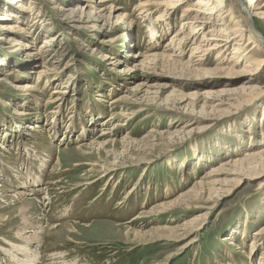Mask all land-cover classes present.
Listing matches in <instances>:
<instances>
[{"label":"rangeland","instance_id":"rangeland-1","mask_svg":"<svg viewBox=\"0 0 264 264\" xmlns=\"http://www.w3.org/2000/svg\"><path fill=\"white\" fill-rule=\"evenodd\" d=\"M104 1L0 0V190L40 191L0 201V264L20 207L38 264H264V171L245 160L264 152V69L245 65L264 60L247 32L264 36V0H224L243 47L221 56L170 46L190 3L164 23L168 0Z\"/></svg>","mask_w":264,"mask_h":264},{"label":"bare ground","instance_id":"bare-ground-1","mask_svg":"<svg viewBox=\"0 0 264 264\" xmlns=\"http://www.w3.org/2000/svg\"><path fill=\"white\" fill-rule=\"evenodd\" d=\"M14 1H16V0H14ZM106 1H104V2H106ZM239 1L242 2V0H239ZM183 3H190L187 6V8L184 10L185 14H183L187 18H185L181 21V27L177 30V32H175L172 35V40L170 42V46L171 47L174 46V49L177 48V51L182 52L185 50V47H189L192 50V54H195L196 53L195 51H199V50H202V48H204L202 50L203 56L204 55H210V54H217V56H221L222 53L224 52V50L226 49V47L229 46L228 44L232 45V43H235V40L238 38H239L240 42L243 40L242 27H240L238 24V21H236L234 19L233 9L231 7L226 9L227 7L224 5V0H168L166 3L158 2V3L154 4L155 8L158 10V9H160V7H164L165 10L162 12L161 15H158L156 18L157 19L161 18V20L159 22H164V23L166 22L167 23L168 20L170 19V17L177 13V11L180 9V6ZM20 7L24 12L27 11V13L29 12L30 14H32L34 12V9L31 6L26 7V6L22 5ZM146 7H147V5H142L141 8L145 9ZM251 10H252V6L243 8V11H244L245 15L248 17L249 21H252V17L257 16V14L253 15ZM145 12H147V11H145ZM147 14H150V13H147ZM121 19H122V17H121ZM225 19H229L230 21H232L234 23L235 27L231 31H237V34L235 36L230 37V35L226 31L227 29L226 30L222 29V26H223L222 24H223ZM3 28H5V29H18L20 27L17 24H12L9 27L5 26ZM20 31L25 32V29H23V27H22L20 29ZM154 31L155 30L153 28H150V34L151 35H154L153 34ZM247 32L251 38L253 37L258 42L264 43V36L262 35V32H259L255 26H252V24L249 25V27H247ZM250 37H249L248 42L246 43V45L244 47L251 45L250 43H253V42H251ZM46 44H48L47 41L44 42V46H42L41 48H44ZM235 45L240 46L241 48L235 46L233 48L234 49L233 54L234 55L240 54L243 45L241 43H237V44L235 43ZM252 49H254L253 44L249 50L251 51ZM243 54H244V57L246 58L245 54H247V53L243 52ZM139 57L140 56H134V58H139ZM155 57H156V55H153V57H151V58L155 59ZM144 58L147 59V57H144ZM108 59H110V58H108ZM143 60H145V59H143ZM251 60H249V59L246 60L245 65L248 62H250L249 64L255 65V68L253 69L254 70L253 73L259 74L264 69V60H261V61L253 60V62H251ZM198 61H199L197 64L198 66L203 64L202 58H200ZM231 61L232 60H230L229 62H231ZM254 61L257 64H254ZM190 62H192V61H190ZM238 63H240L239 59L237 60L236 64L233 66L236 67L238 65ZM245 65H244V67H245ZM248 66L249 65L247 64L246 67H248ZM42 73H44V72H42ZM253 81H258V79H255ZM244 89H241L243 91V92L242 91L241 92L244 95L254 93L257 90L258 91L261 90L260 88H257L256 86H254V87L250 86V87H246V91L248 92L247 93ZM229 92L230 91H227V93H226V91H223L224 95H227ZM233 92H237V91L234 90ZM52 94H59V91H54V92H52ZM213 95L214 94H212L210 92L205 93V96L209 100L210 99L213 100L214 98H216V96H213ZM58 100H59V98L56 97L55 101H58ZM110 120H111V118L109 117L108 121H110ZM108 121L106 122V124L108 123ZM31 129L33 131H36L37 129H39V127L38 126L32 127ZM107 135H110V134L109 133H102L100 139H102V140L106 139ZM103 144H105V143H103ZM77 149H79V147H77ZM261 153L262 154H259V155H247L246 156L245 160L249 161V163L247 164L249 170H251V171H257V170L264 171V166L263 167L260 166V165H263L262 162H264V152H261ZM256 156L258 157V160H256ZM22 178L23 179L20 180V183L16 185L17 186L16 189H19V190H14L13 196H5L4 195L7 191L11 192L8 188L7 189L2 188L0 190V192H1L0 201L1 202L4 201V202L11 203L13 201L15 202L18 200L23 202L25 195H26L25 191L28 190L27 188H29V187H28L27 181H25L24 177H22ZM33 178H34V181H33ZM30 182L33 183L34 186H36V188L34 187V188L28 190L31 193L28 195H32V197H34L33 199H36V195H38L37 193L40 192L37 189V187L39 185L38 184V176H33L32 180H30ZM201 184L202 183H199V185H201ZM45 200H46V198H45ZM27 211L28 210L26 208L20 207V211L18 213L19 214L18 217H20L21 222H22L20 229H18V230L15 229L16 232L14 234V239H12L13 243L11 241H8V243H10L11 245H8V248H1V249H3V251H1V253H3L4 256L10 255V256H12V259L14 261H16L15 263L9 262L10 264H17V263L18 264H38L39 263V260L37 259L39 255L36 252L30 251L31 248L29 249L28 245H30V244L37 245L40 241V238H41V237L39 238V235L43 230H41L42 227L40 226L39 221L33 220L31 218V216L29 217L28 216L29 212H27ZM31 219H32V222H31ZM1 221H5V220H1ZM84 227L88 228L89 226L86 225ZM28 229H31V230H28ZM263 231L264 230H261L256 235L259 236L260 234L263 233ZM260 238H262V237H260ZM17 239H20V240L22 239L21 243H23V244L22 245H19L21 243H19L18 245L14 244V242L18 241Z\"/></svg>","mask_w":264,"mask_h":264}]
</instances>
